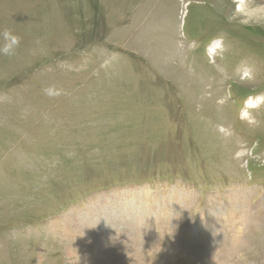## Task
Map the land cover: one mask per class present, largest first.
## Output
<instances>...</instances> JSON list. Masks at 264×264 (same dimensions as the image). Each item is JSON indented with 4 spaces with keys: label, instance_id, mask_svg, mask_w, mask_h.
<instances>
[{
    "label": "rangeland",
    "instance_id": "obj_1",
    "mask_svg": "<svg viewBox=\"0 0 264 264\" xmlns=\"http://www.w3.org/2000/svg\"><path fill=\"white\" fill-rule=\"evenodd\" d=\"M244 1L0 0V264H264Z\"/></svg>",
    "mask_w": 264,
    "mask_h": 264
},
{
    "label": "bare ground",
    "instance_id": "obj_2",
    "mask_svg": "<svg viewBox=\"0 0 264 264\" xmlns=\"http://www.w3.org/2000/svg\"><path fill=\"white\" fill-rule=\"evenodd\" d=\"M238 7H239V9H241V7H244V6H246V2L244 1V0H238ZM243 5V6H242ZM218 46H214V48H212L211 47V49H216ZM211 53H214V52H211ZM256 104V101H254V100H252V99H249V100H247V102H246V106L248 107V108H251V107H254V105Z\"/></svg>",
    "mask_w": 264,
    "mask_h": 264
}]
</instances>
